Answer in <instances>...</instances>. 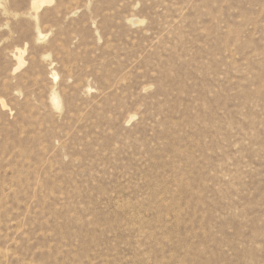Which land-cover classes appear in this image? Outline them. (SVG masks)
Returning <instances> with one entry per match:
<instances>
[{
	"label": "rangeland",
	"instance_id": "rangeland-1",
	"mask_svg": "<svg viewBox=\"0 0 264 264\" xmlns=\"http://www.w3.org/2000/svg\"><path fill=\"white\" fill-rule=\"evenodd\" d=\"M0 264H264V0H0Z\"/></svg>",
	"mask_w": 264,
	"mask_h": 264
},
{
	"label": "bare ground",
	"instance_id": "bare-ground-1",
	"mask_svg": "<svg viewBox=\"0 0 264 264\" xmlns=\"http://www.w3.org/2000/svg\"><path fill=\"white\" fill-rule=\"evenodd\" d=\"M40 2L38 1V2H36V4L35 5H37L38 6V4H39ZM36 8V7H35Z\"/></svg>",
	"mask_w": 264,
	"mask_h": 264
}]
</instances>
